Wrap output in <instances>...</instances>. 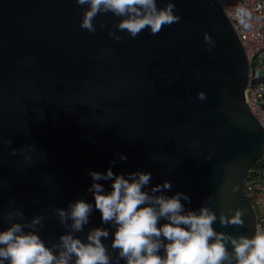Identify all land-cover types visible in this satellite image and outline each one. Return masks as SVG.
<instances>
[{
	"label": "water",
	"instance_id": "obj_1",
	"mask_svg": "<svg viewBox=\"0 0 264 264\" xmlns=\"http://www.w3.org/2000/svg\"><path fill=\"white\" fill-rule=\"evenodd\" d=\"M168 3L180 21L133 38L117 27L126 17L111 12L97 15L95 33L81 28L88 6L75 0H0V231L19 223L58 254L61 236L87 243L103 228L111 264H126L90 189L110 192L116 175L148 172L150 196L181 193L185 213L216 215L217 233L255 235L245 182L264 151V128L247 100L245 49L218 0H156L157 9ZM260 82L264 74L251 83ZM108 169L113 178L93 181L90 172ZM80 200L93 209L76 231L59 210ZM236 210L241 225L220 222Z\"/></svg>",
	"mask_w": 264,
	"mask_h": 264
},
{
	"label": "clouds",
	"instance_id": "obj_2",
	"mask_svg": "<svg viewBox=\"0 0 264 264\" xmlns=\"http://www.w3.org/2000/svg\"><path fill=\"white\" fill-rule=\"evenodd\" d=\"M80 6L87 5L80 27L95 33L93 21L101 13L111 12L121 19L117 25L121 31L135 38L144 29L150 28L153 35L180 21L174 14L175 4L168 3L163 9H157L156 0H75ZM240 23L246 24L250 13L241 9L238 13ZM110 35H112L110 33ZM116 40L122 39L119 36ZM206 40L209 38L206 36ZM201 100L204 93L198 94ZM121 159H127L123 155ZM93 181L113 178L108 169L105 174L90 172ZM131 180L123 175H116L111 191L105 192L99 183H93L95 209L99 211L102 223L115 225L111 247L119 250V258L126 264H264V230L257 228L251 238L240 236L233 238L217 233L213 228L216 215L207 207H202L199 214L185 213L181 203V193L172 197L150 196L142 188L151 179V173H131ZM138 177V178H136ZM171 187L169 182L162 186ZM155 186L152 191L160 190ZM237 189H234V191ZM188 199V197H184ZM70 213L59 210L61 220L70 216L71 227L82 231L88 223L93 205L83 200L70 205ZM231 211V210H229ZM243 213L236 210L231 219L221 215L222 224L241 225ZM161 219L166 223L160 224ZM38 219L33 223H38ZM108 231L103 228L91 230L87 243L72 235H63L61 251L56 254L45 246L34 232L25 233L19 223H13L6 230L0 231V264H69L75 257V264H111L107 248L101 238H107ZM225 241H229L233 253L227 250ZM55 247V246H54ZM163 248V255L160 250Z\"/></svg>",
	"mask_w": 264,
	"mask_h": 264
},
{
	"label": "built area",
	"instance_id": "obj_3",
	"mask_svg": "<svg viewBox=\"0 0 264 264\" xmlns=\"http://www.w3.org/2000/svg\"><path fill=\"white\" fill-rule=\"evenodd\" d=\"M230 18L242 42L249 62L250 81L264 74V0H218ZM250 13L247 27L240 23L239 11ZM248 85L249 108L264 128V82ZM245 191L258 218L257 228L264 230V151L248 173ZM259 209V211H258Z\"/></svg>",
	"mask_w": 264,
	"mask_h": 264
},
{
	"label": "crops",
	"instance_id": "obj_4",
	"mask_svg": "<svg viewBox=\"0 0 264 264\" xmlns=\"http://www.w3.org/2000/svg\"><path fill=\"white\" fill-rule=\"evenodd\" d=\"M262 211L264 212V208L262 209Z\"/></svg>",
	"mask_w": 264,
	"mask_h": 264
},
{
	"label": "rangeland",
	"instance_id": "obj_5",
	"mask_svg": "<svg viewBox=\"0 0 264 264\" xmlns=\"http://www.w3.org/2000/svg\"><path fill=\"white\" fill-rule=\"evenodd\" d=\"M258 211H259V209H258Z\"/></svg>",
	"mask_w": 264,
	"mask_h": 264
}]
</instances>
